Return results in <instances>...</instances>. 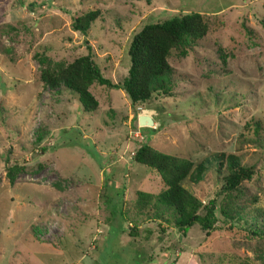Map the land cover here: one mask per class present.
<instances>
[{
	"label": "rangeland",
	"instance_id": "374dc122",
	"mask_svg": "<svg viewBox=\"0 0 264 264\" xmlns=\"http://www.w3.org/2000/svg\"><path fill=\"white\" fill-rule=\"evenodd\" d=\"M95 11L85 35L71 28ZM190 12L203 15L208 32L186 55L171 50L169 95L132 106L122 89L93 83L98 107L86 113L76 94L40 80L51 64L90 53L104 78L121 83L133 35ZM142 144L203 163L183 187L200 214L214 202L209 236L139 207V193L165 188L132 160ZM221 154L253 170L232 193L241 218L220 213L230 205ZM262 224L264 0H0V264H264V232L254 234Z\"/></svg>",
	"mask_w": 264,
	"mask_h": 264
},
{
	"label": "trees",
	"instance_id": "16d2710c",
	"mask_svg": "<svg viewBox=\"0 0 264 264\" xmlns=\"http://www.w3.org/2000/svg\"><path fill=\"white\" fill-rule=\"evenodd\" d=\"M97 15V11L87 12L75 18L71 28L85 35L90 23L97 18ZM207 32L208 23L199 12L185 13L160 23L144 25L133 35L129 43L127 52L130 65L121 83L114 84L104 78L99 68L94 65L90 53L66 66L48 63L51 65L47 70L42 71L40 80L50 90L64 87L76 94L82 110L86 113H93L98 107V101L89 91L93 83L122 89L134 106L148 101L155 93L170 94L174 73V69L168 62L171 50L174 49L180 55H186L187 50L191 49ZM36 58L40 59V56ZM40 138L38 136V139ZM132 158L135 163L155 170L165 186L164 190L155 196L139 193L140 208L151 204V207L153 206L149 210L152 211L151 218L160 222H169L182 233H186L189 228L198 224L205 231L206 236L211 234L217 221L214 202L210 201L209 205L204 207V214H200V201L183 187L187 179L196 180L201 177L205 169L203 163L194 167V163L158 152L148 144L140 145ZM223 165L228 173L224 177L220 191L230 205L221 206L220 213L225 218L232 219L231 212H234L238 218H241L244 207L235 205L232 193L237 191L244 180L251 179L253 170L251 167L242 165L239 157L234 154H221L219 167ZM15 168L7 169V177L10 181ZM193 170L194 174H192ZM260 228V231L254 232L256 236L264 232L262 231L264 224Z\"/></svg>",
	"mask_w": 264,
	"mask_h": 264
},
{
	"label": "built area",
	"instance_id": "2783aa9c",
	"mask_svg": "<svg viewBox=\"0 0 264 264\" xmlns=\"http://www.w3.org/2000/svg\"><path fill=\"white\" fill-rule=\"evenodd\" d=\"M133 136L135 137V138H142L141 136H140V131L139 130H134V132H133ZM132 154V157L134 156V153H131Z\"/></svg>",
	"mask_w": 264,
	"mask_h": 264
},
{
	"label": "water",
	"instance_id": "95a60500",
	"mask_svg": "<svg viewBox=\"0 0 264 264\" xmlns=\"http://www.w3.org/2000/svg\"><path fill=\"white\" fill-rule=\"evenodd\" d=\"M144 119L145 122H147L149 125L153 124L152 119L149 116H144L142 117Z\"/></svg>",
	"mask_w": 264,
	"mask_h": 264
}]
</instances>
